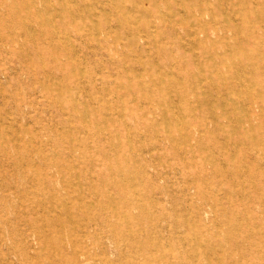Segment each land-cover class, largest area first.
<instances>
[{
	"label": "rangeland",
	"instance_id": "1",
	"mask_svg": "<svg viewBox=\"0 0 264 264\" xmlns=\"http://www.w3.org/2000/svg\"><path fill=\"white\" fill-rule=\"evenodd\" d=\"M189 1L3 0L0 5V200L6 208L0 203V217H12L7 209L14 207L32 230L20 222L18 232H12L9 222L0 218V250L5 254L0 255V262L6 257L12 264H21L17 252L25 248L26 242L35 240L42 251L36 263L30 264H55L52 261L84 264L88 255L95 258L88 264H139L147 258L149 264L264 263V152L253 151L254 141L247 144L236 135L230 136L228 128L245 131L247 121L238 123L236 116L228 119L214 116L227 106L232 108L228 104L231 98L217 99L220 93L211 83L217 84L218 80L210 79L212 71L217 69L213 63L210 66L211 60L202 50L204 46L212 51L220 47L193 43L191 26L183 16ZM219 1H204L201 5H189L188 9L200 12L214 34L228 36L239 29L238 38L264 59V0H223L221 5ZM31 2H36L39 9L27 12L24 5ZM213 10L216 23L211 17ZM226 39L234 42L230 36ZM217 63L220 69L227 70L226 63ZM244 72L249 84L252 75L264 77V67L259 73L248 69ZM106 76L110 79L113 76L112 84ZM203 91L212 99L203 100L200 105L205 97ZM255 92H264V81L254 89L250 84L238 91L245 101ZM261 96L257 101L252 100L251 107L245 104L246 110L237 109L242 114L246 111L259 114L252 121L255 127L259 125L257 122L264 124V95ZM159 100L175 104L177 114L190 117L195 124L184 126L171 118L176 129L171 128V133L177 135V141L168 137L170 126L161 125L165 110ZM198 121L202 122L199 125L202 131L197 130ZM151 122L158 126L153 128ZM258 128V133L260 130L264 133V127ZM189 132L201 139L202 146L196 144L195 138L187 141ZM54 192L62 197L50 198ZM107 196L124 202L117 204L118 213L99 204ZM90 220H95L90 233H84L82 227ZM45 239L52 241L50 247H46ZM219 243L225 245L218 246ZM109 246L116 252L108 253ZM66 252L70 257L67 254L62 258L61 254ZM104 254L109 255L110 262L101 259Z\"/></svg>",
	"mask_w": 264,
	"mask_h": 264
},
{
	"label": "bare ground",
	"instance_id": "2",
	"mask_svg": "<svg viewBox=\"0 0 264 264\" xmlns=\"http://www.w3.org/2000/svg\"><path fill=\"white\" fill-rule=\"evenodd\" d=\"M44 1V0H43ZM208 2L209 0H190L188 3H189V5L190 6H193V5H201L203 2ZM2 2H3V0H0V5L2 4ZM223 0H220L219 1V5H221V4H223ZM164 3V2H163ZM66 4V3H65ZM68 4V3H67ZM123 4V3H122ZM163 5V4H162ZM189 5L187 4H185V6H186V8H184V14H183V16H186L185 17V19L186 20H188V23L190 24V30H189V32H190V35L191 36H193V38H192V41H193V43L195 42V44H197V45H199L200 43H203V44H207V45H211V44H219V47H220V49H216L215 51L213 50H211V48H209V47H207V46H204L203 47V50H202V52L204 53V56L205 57H208L210 60H211V63H210V66H211V64L213 63L214 64V66H215V68L217 69V71H212V75H210V79H211V77H213V78H216L217 80H218V82H217V84H215V81L214 82H212L211 83V85L212 86H214V87H216L217 88V90H218V92L220 93V98H217V99H223V101H227L228 100V98H226L227 96H230V100L228 101V104L230 105V106H232V108H230V107H228L227 106V102H224V104L227 106L223 111H221V112H215L214 113V116H216V117H218L219 115H220V117H223L224 119H228V118H230V117H233V116H236V119H237V122L239 123V122H241V121H247V128L245 129V131L243 130L242 131V129L240 130V128H238V127H236L233 131L232 130H230V129H232V128H228V132L230 133V136H233V135H236L237 136V138L239 139V140H241V139H243V140H245L246 142H247V144L248 143H250V142H253L254 143V145H255V147H253V151H256L255 153H259V152H262V154H263V152H264V135H262V131L259 129V128H263L264 127V124L262 123V122H257V124H259L258 126H254L253 124V118L255 117V118H258L259 117V114H257V113H247V111L245 112V114H242L241 112H239L237 109L239 108V107H241V108H243V109H247V106L245 105V104H247L249 107H251V105H250V103H252L253 101L252 100H254V101H257L258 100V98H261L262 96L261 95H264V92H262V93H259V92H255V94H254V96H250L246 101L243 99V98H240L239 97V93H238V91L240 90V87H250V84H251V86H252V88L254 89V87L256 86V85H258L259 84V82H261V81H264V77L263 76H260V74H257V75H252V80H251V82H250V84L249 83H247V74L244 72V70H249V72H252V73H259V71H260V68L262 69L263 67H264V59L263 58H261L260 56H256L255 55V53L256 52H254L253 50H252V46H250V45H248V44H245V43H243L242 41H241V39H239L238 38V35H237V33H239L240 32V30L239 29H235L234 31H233V33L231 34V35H228V36H230V38H232L233 40H234V42H232V41H227V37L228 36H225V35H220V34H214V32H212L211 30H209V27L207 26V21L208 20H205V19H202V15L200 14V12H197V11H195V10H193V8H191V9H188V7H189ZM177 6H178V4H177ZM1 7V6H0ZM127 7V6H126ZM160 8V7H159ZM199 8V7H198ZM205 8H207V7H205ZM256 8V7H255ZM24 9H26V11L27 12H31V10H37V9H39L38 8V6L36 5V2L34 3V2H31V3H29L28 5H24ZM168 9V8H167ZM203 9H204V7H203ZM226 9V8H225ZM181 10H182V8H181ZM235 10V9H234ZM208 12V11H207ZM38 13V12H37ZM122 13V12H121ZM211 13V12H210ZM48 14V13H47ZM51 14V13H50ZM208 14V13H207ZM215 14V10H213V15ZM34 15H35V13H34ZM49 15V14H48ZM70 15H71V13H70ZM69 15V16H70ZM180 15V14H179ZM61 17H62V19L64 20V18H65V16L64 15H60ZM31 17H32V14H31ZM52 17V16H51ZM212 17V21L213 22H215L216 23V16L214 15V16H211ZM33 18V17H32ZM48 19V18H47ZM237 19H239V18H237ZM178 20H180V19H178ZM10 21V20H9ZM52 22H53V20H52ZM177 23V22H176ZM197 24V25H196ZM224 24V23H223ZM196 25V27L197 28H199V29H194L195 27H193V26H195ZM113 26V25H112ZM150 28L152 27V26H149ZM211 29V28H210ZM99 31L101 30V29H98ZM11 31H13V30H11ZM220 31V30H219ZM255 31V30H254ZM28 32V31H27ZM102 32V31H101ZM107 32V31H106ZM29 33V32H28ZM154 33V32H153ZM31 34V33H30ZM105 34H107V33H105ZM104 34V35H105ZM200 34H201V36H200ZM106 36V35H105ZM160 36H162V35H159V37ZM245 37V36H244ZM18 39H19V36L17 37ZM28 38V37H27ZM43 38V37H42ZM11 39V38H10ZM17 39V40H18ZM160 39V38H159ZM18 42V41H17ZM25 42V41H24ZM160 42V41H159ZM167 42V41H166ZM5 43V42H4ZM16 43V42H15ZM19 43V42H18ZM186 43V42H185ZM116 44V43H115ZM184 44V43H183ZM259 44V43H258ZM157 45H159V44H157ZM162 45V44H161ZM171 45V44H170ZM222 45V46H221ZM226 45V46H225ZM12 47H13V45H12ZM127 47V46H126ZM14 48H15V46H14ZM171 48H173V47H171ZM130 49V48H129ZM17 50V49H16ZM25 50V49H24ZM39 50H41V47L39 46ZM139 50H140V48H139ZM147 50V49H146ZM195 50V49H194ZM114 52H116V51H114ZM20 54H21V51L19 52ZM18 53V54H19ZM132 53V52H131ZM53 53H52V51H51V55H52ZM127 56H128V54H126ZM132 55V54H131ZM145 55H147V54H144V56ZM139 56V55H138ZM137 56V57H138ZM47 57V56H46ZM62 57H64V56H62ZM110 57V56H109ZM67 60V59H66ZM169 60V59H168ZM126 61V60H125ZM55 62V61H54ZM173 62V61H172ZM171 62V63H172ZM217 62H221V63H226V66H227V70L226 71H224L225 69H226V67H225V69L223 70V69H220V67L217 65L218 63ZM3 64V63H2ZM61 65V64H60ZM75 65V64H74ZM85 65V64H84ZM50 66V65H49ZM48 66V67H49ZM78 66V65H77ZM76 66V67H77ZM149 66H150V64H149ZM56 67H57V65H56ZM75 67V66H74ZM213 67V66H212ZM222 67V66H221ZM224 67V66H223ZM52 69H53V67H51ZM62 68V67H61ZM71 68V67H70ZM116 68V67H115ZM114 68V69H115ZM139 68V67H138ZM155 68V67H154ZM162 68H165V67H163V65H162ZM168 68V67H167ZM167 68H165V69H167ZM179 68V67H178ZM47 70H49L48 68H46ZM63 69V68H62ZM68 70H69V67L67 68ZM132 69V68H131ZM146 69H148V68H146ZM195 69V68H194ZM196 69H197V67H196ZM55 70V69H54ZM213 70V69H212ZM143 71H145V70H143ZM147 71V70H146ZM145 71V72H146ZM162 71V70H161ZM191 71V70H190ZM210 71H211V69H210ZM79 72V71H78ZM144 72V73H145ZM163 72H164V69H163ZM188 72V71H187ZM7 73V72H6ZM143 73V72H142ZM70 74V73H69ZM78 74V73H77ZM115 74H116V72H115ZM151 74V73H150ZM156 74V73H155ZM66 75V74H65ZM188 75V74H187ZM111 75L109 74V77H110ZM114 76V75H113ZM113 76H112V78H113ZM129 76H131V75H129ZM258 76H259V78L260 79H258ZM94 77V76H93ZM107 77V76H106ZM109 77H107V79H110ZM122 77V76H121ZM133 77V76H132ZM145 77V76H144ZM153 77V76H152ZM68 78H69V76H68ZM111 78V79H112ZM154 78V77H153ZM158 78V77H157ZM206 80H208V77H204ZM74 79H75V77H74ZM85 79V78H84ZM110 79V80H111ZM115 79V78H114ZM127 79V78H126ZM145 79V81H146V78H144ZM39 80V79H38ZM135 80V79H134ZM138 80V79H137ZM167 80V79H166ZM67 81V80H66ZM68 81H69V79H68ZM70 81H72V80H70ZM108 81V80H107ZM165 81V80H164ZM75 83H76V81H74ZM108 82H110V81H108ZM112 80H111V84H112ZM120 82V81H119ZM166 82V81H165ZM79 83V82H78ZM92 83V82H91ZM100 83V82H99ZM107 83V82H106ZM117 83V82H116ZM168 83V82H167ZM110 84V85H111ZM120 84V83H119ZM149 84V82H147V85ZM78 85V84H77ZM150 85H152V81H151V84ZM47 86V85H46ZM46 86H44L43 85V87L44 88H46ZM40 87V86H39ZM58 87V86H57ZM78 87H79V85L77 86V87H75V88H77L78 89ZM106 87H107V85H106ZM134 87V86H133ZM173 87V86H172ZM62 88V87H61ZM60 88V89H61ZM135 88H136V86H135ZM149 88V87H148ZM155 88V87H154ZM186 88V87H185ZM72 89V88H71ZM187 89V88H186ZM220 89H223V91H226V95L224 96L223 95V91L222 92H220ZM48 90V87H47V89H46V91ZM54 90V89H53ZM155 90L156 89H154V94H155ZM185 90V89H184ZM40 91V90H39ZM73 91V90H72ZM182 91V90H181ZM187 91V90H186ZM45 92V91H44ZM49 92H50V90H49ZM57 92V91H56ZM61 92H62V90H61ZM68 92V91H67ZM135 92V91H134ZM54 93V92H53ZM64 93V92H63ZM51 94V93H50ZM67 95H70V94H68V93H66ZM71 94H72V92H71ZM74 94V93H73ZM72 94V95H73ZM139 94V93H138ZM185 94V93H184ZM189 94H190V91H189ZM189 94H188V97H189ZM203 94H204V98L200 101V105H201V103H202V101L203 100H205V101H209V100H211L212 98L210 97V96H207V95H209V93H207V92H205V91H203ZM225 94V93H224ZM56 95H58L57 93H56ZM64 95V94H63ZM67 95H66V97H67ZM74 95H76V94H74ZM73 95V96H74ZM173 95V94H172ZM45 96V95H44ZM59 96V95H58ZM71 96V95H70ZM69 96V97H70ZM121 96V95H120ZM150 96V95H149ZM175 96V95H174ZM183 96V95H182ZM187 96V95H186ZM49 97V95L47 96V98ZM55 97V96H54ZM60 97V96H59ZM77 97V95L75 96V98ZM82 97H84V96H82ZM142 97V96H141ZM141 97H140V99H141ZM248 97V96H247ZM61 98V97H60ZM79 98V97H78ZM103 98V97H102ZM112 98H113V96H112ZM149 98V97H148ZM148 98H147V100H148ZM168 98V97H167ZM185 98V97H184ZM190 98V97H189ZM188 98V99H189ZM53 98H51V100H52ZM69 99V98H68ZM72 99V98H71ZM70 99V100H71ZM98 99H99V96H98ZM97 99V100H98ZM108 99V98H107ZM163 99V98H162ZM161 99V100H162ZM187 99V98H186ZM63 100V99H62ZM81 100H83V98L81 99ZM80 100V101H81ZM106 100V99H105ZM114 100H115V98H114ZM129 100V99H128ZM146 100V101H147ZM153 100V99H152ZM161 100H159L158 102L160 103V107H162V109H164L165 111L162 113L163 115L161 116V118H162V122H161V125L162 126H164L165 124L167 125V126H170V129L168 130V137L170 138V140H174V141H177L178 139H177V135L175 136V135H172V133H171V130L173 129H175V127H173L174 126V124L177 122H179V123H183L184 124V126L187 124L188 126H191V125H193L194 123H193V121L192 120H189V118L190 117H186V115L185 116H183V114H177V110L175 111V107H174V105L173 104H169L168 103V101H161ZM192 100V99H191ZM60 101V100H59ZM77 101H79V100H77ZM99 101V100H98ZM103 101V100H102ZM149 101V100H148ZM147 101V102H148ZM72 102V101H71ZM105 102V101H104ZM138 102H139V100H138ZM47 103V102H46ZM68 103V102H67ZM81 103V102H80ZM79 103V104H80ZM106 103V102H105ZM183 103V102H182ZM188 103H189V101H188ZM188 103H187V105H188ZM58 104V103H57ZM61 104V103H60ZM102 104V103H101ZM113 104V103H112ZM140 104V103H139ZM146 104V103H145ZM195 104V103H194ZM48 105H49V103H48ZM52 105V104H51ZM63 105H64V102H63ZM70 104H68V106H69ZM72 105V104H71ZM107 105V104H106ZM105 105V106H106ZM130 106H131V104H129ZM154 105V104H153ZM186 105V106H187ZM59 106V105H58ZM88 106H89V104H88ZM262 106V105H261ZM79 107H81V106H79ZM97 107L99 108V106H98V104H97ZM96 107V108H97ZM183 107V106H182ZM194 107H195V105H194ZM66 108V107H65ZM72 108V107H71ZM73 108H74V105H73ZM82 108V107H81ZM95 108V110L96 111H98L97 109ZM101 108H103V105H101ZM133 108V107H132ZM187 108V107H186ZM186 108H185V111H186ZM35 109H36V107H35ZM76 109V108H75ZM82 109H84V107L82 108ZM90 109V108H89ZM100 109V108H99ZM105 110H106V107L104 108ZM103 109V110H104ZM135 109H136V107H135ZM138 109V108H137ZM181 109H183V108H181ZM70 110H72V109H70ZM74 110V109H73ZM73 110H72V112H73ZM111 110V109H110ZM61 111V110H60ZM114 111V110H113ZM65 112V111H64ZM69 112V111H68ZM75 112V111H74ZM94 112V111H93ZM99 113L101 112V111H98ZM116 112H117V110H116ZM120 112V111H119ZM132 112H134V111H132ZM136 112H138V111H136ZM142 112V111H141ZM63 113V112H62ZM76 113V112H75ZM99 113H98V115H99ZM103 113H104V111H103ZM106 113V112H105ZM107 113H109L108 112V110H107ZM143 113H145V112H143ZM187 113V115H188V113H190V111H188V112H186ZM185 113V114H186ZM192 113V112H191ZM79 113H77V116H79L78 115ZM100 114H102V113H100ZM112 114V113H111ZM134 114V113H133ZM142 114V113H141ZM206 114V113H205ZM53 115V114H52ZM75 115V114H74ZM73 115V116H74ZM143 115V114H142ZM198 115V114H197ZM70 116V118L72 117L71 115H69ZM76 116V115H75ZM75 116H74V118H75ZM103 116V115H102ZM101 116V117H102ZM113 116V115H112ZM122 116V115H121ZM87 117V116H86ZM124 117V116H123ZM127 117V116H126ZM11 118V117H10ZM73 118V117H72ZM71 118V119H72ZM104 118V117H103ZM114 118H115V116H114ZM117 118V117H116ZM131 118V117H130ZM133 118V117H132ZM135 118H138V117H135ZM152 118V117H151ZM171 118L172 119H175V123L173 124L172 123V121H171ZM205 118H206V116H205ZM67 119H68V117H67ZM191 119V118H190ZM11 120H12V118H11ZM55 120V119H54ZM74 120V119H73ZM75 120L77 121V119L75 118ZM81 120V119H80ZM88 120V119H87ZM157 121H158V116H157V119H156ZM200 120V119H199ZM39 121H40V119H39ZM79 121V120H78ZM102 121V120H101ZM115 121V120H114ZM124 121H126V120H124ZM131 121H132V119H131ZM21 122V121H20ZM82 122V121H81ZM91 122V121H90ZM109 122V121H108ZM138 122V121H137ZM22 123V122H21ZM39 123V122H38ZM73 123H74V121H73ZM76 123H79V122H76ZM114 123H116V121L114 122ZM132 123V122H131ZM134 123V122H133ZM152 123V122H151ZM196 123V122H195ZM18 124V123H17ZM45 124V123H44ZM68 124L70 125V123L68 122ZM67 124V125H68ZM80 124V123H79ZM82 124V123H81ZM197 124H198V129L197 130H200V131H202L203 129H202V127H199V125H201L202 124V122H201V124H199V121L197 122ZM33 125V124H32ZM43 125V124H42ZM78 125V124H77ZM91 125H93V124H91ZM124 125V124H123ZM141 125V124H140ZM195 125V124H194ZM256 125V124H255ZM39 126V125H38ZM55 126V125H54ZM56 126H58L57 124H56ZM61 126V125H60ZM64 126H65V123H64ZM63 126V127H64ZM73 127L75 126V124L74 125H72ZM82 126H83V124H82ZM108 126H109V123H108ZM152 126H153V128H155L156 126H158L157 125V123L155 122V123H152ZM213 126V125H212ZM34 127V126H33ZM42 127V126H41ZM62 127V126H61ZM69 127H71V126H69ZM72 127V128H73ZM116 127H118V126H116ZM259 127V128H258ZM20 128V127H19ZM18 128V129H19ZM51 128V127H50ZM79 128V127H78ZM84 128V127H83ZM110 128H112V127H110ZM123 128H124V126H123ZM140 128V127H139ZM172 128V129H171ZM259 129L260 130V133H258V131H256V129ZM49 129V128H48ZM65 129V128H64ZM119 129H120V132L122 131V129L119 127ZM55 130V129H54ZM57 130V129H56ZM66 130V129H65ZM64 130V131H65ZM80 130H82V129H80ZM84 130V129H83ZM90 130V129H89ZM126 130V129H125ZM176 130V129H175ZM174 130V131H175ZM192 130V129H191ZM220 130H223V127H220ZM34 131V130H33ZM59 131V130H58ZM62 131V130H61ZM227 131V130H226ZM38 131L36 130V133H37ZM43 132V131H42ZM45 132V131H44ZM60 132V131H59ZM125 132V134H126V131H124ZM262 132V133H261ZM73 134L75 133V132H72ZM85 133V132H84ZM91 133V132H90ZM43 134H45V133H43ZM59 134V133H58ZM57 134V135H58ZM67 134V133H66ZM94 134V133H93ZM193 133H191V132H189V134H188V136H189V138H188V140H187V138H186V140L187 141H192V139L193 138H195V141H196V144H199V146H202V142H201V139L200 138H197L196 139V137H197V135H192ZM264 134V133H263ZM3 135V134H2ZM10 135V134H9ZM63 135V134H62ZM70 135V134H69ZM79 135H80V132H79ZM91 135V134H90ZM38 136H40V135H38ZM52 136V135H51ZM56 136V135H55ZM59 136V135H58ZM68 136V135H67ZM95 136V135H94ZM99 136H101V135H99ZM122 136V135H121ZM126 136V135H125ZM20 137H22L21 135H20ZM57 137V136H56ZM79 137L80 136H78V139H79ZM31 138V137H30ZM83 138V137H82ZM94 138V137H93ZM112 138V137H111ZM17 139V138H16ZM66 139V138H65ZM87 139H89V138H87ZM109 139V138H108ZM180 139V138H179ZM10 140V139H9ZM19 140V139H18ZM53 140V139H52ZM64 140V139H63ZM62 140V141H63ZM97 140V139H96ZM36 141V140H35ZM65 141H68V139L67 140H65ZM75 141V140H74ZM95 141V140H94ZM122 141V140H121ZM126 141V140H125ZM19 142V141H18ZM21 142H23V141H21ZM50 142V141H49ZM68 142H70V141H68ZM179 142V141H178ZM243 142V141H242ZM10 143H11V141H10ZM74 143V142H73ZM116 143V142H115ZM12 144V143H11ZM22 144V143H21ZM45 144V143H44ZM63 144V143H62ZM75 144V143H74ZM193 144V143H192ZM38 145V144H37ZM65 145V144H64ZM58 146V145H57ZM80 146V145H79ZM252 146V145H251ZM20 147V146H19ZM43 147V146H42ZM66 147H68L67 146V144H66ZM168 147V146H167ZM33 148V147H32ZM63 148H64V146H63ZM71 148V147H70ZM93 148V147H92ZM190 148V147H189ZM202 148V147H201ZM7 150V149H6ZM16 150V149H15ZM71 150H73V149H71ZM92 150V149H91ZM235 150H237V149H235ZM46 151V150H45ZM172 151V150H171ZM69 152V151H68ZM92 152V151H91ZM10 153V152H9ZM37 152H35V154H36ZM70 153V152H69ZM72 153H73V151H72ZM105 153V152H104ZM94 154V153H93ZM18 155V154H17ZM58 155V154H57ZM166 155H167V153H166ZM261 155V154H260ZM44 156H46L45 154H44ZM48 156V155H47ZM53 156V155H52ZM51 156V157H52ZM73 156V155H72ZM71 156V157H72ZM93 156V155H92ZM114 156V155H113ZM119 156H120V154H119ZM259 156V155H258ZM50 157V158H51ZM59 157V156H58ZM57 157V159H59ZM66 157V156H65ZM75 157V156H74ZM83 157V156H82ZM94 158H96L95 156H93ZM109 157V156H108ZM121 157H123V156H121ZM133 157V156H132ZM178 157V156H177ZM33 158V157H32ZM80 158V157H79ZM84 158V157H83ZM261 159H262V157H260ZM259 158V159H260ZM8 159V158H7ZM63 159V158H62ZM93 159V158H92ZM104 160H105V157L103 158ZM192 159V158H191ZM46 160H48V158L46 159ZM67 160V159H66ZM66 160H62L63 161V163H64V161H66ZM71 160V159H70ZM69 160V161H70ZM80 160V159H79ZM84 160V159H83ZM115 160V159H114ZM21 161V160H20ZM20 161L18 162V163H20ZM33 161V160H32ZM59 161H60V159H59ZM261 161V160H260ZM3 162V161H2ZM6 162V161H5ZM34 162V161H33ZM58 162V161H57ZM71 163V162H70ZM69 162H68V164H70ZM78 163V162H77ZM124 163V162H123ZM122 163V164H123ZM261 163V162H260ZM16 164V163H15ZM22 164V163H21ZM43 164V163H42ZM45 164H47V163H45ZM71 164H73V161H72V163ZM121 164V165H122ZM130 164V163H129ZM248 164H250V163H248ZM253 164H255V163H253ZM33 165V164H32ZM55 165V164H54ZM96 165V164H95ZM131 165V164H130ZM177 165H178V163H177ZM9 166V165H8ZM42 166V165H41ZM47 166V165H46ZM49 166V165H48ZM65 166H67V165H65ZM127 166V165H126ZM256 166V165H255ZM69 167H71L72 168V166L70 165ZM80 167H82V165L80 164ZM108 167V166H107ZM149 167V166H148ZM215 167V166H214ZM18 168V167H17ZM43 168V167H42ZM45 169H46V167H44ZM49 168V167H48ZM53 168V167H52ZM79 168V167H78ZM115 168V167H114ZM132 168V167H131ZM146 168V167H145ZM254 168V167H253ZM23 169V168H22ZM63 169H64V166H63ZM70 169V168H69ZM73 169V168H72ZM105 169V168H104ZM126 169V168H125ZM34 170V169H33ZM79 170V169H78ZM254 171H255V169H253ZM44 171V170H43ZM47 171V170H46ZM54 171V170H53ZM72 171V170H71ZM161 171V170H160ZM239 171V170H238ZM0 172H1V170H0ZM25 172H27L26 170H25ZM35 172H36V170H35ZM68 171H66V173H67ZM75 172V171H74ZM87 172V171H86ZM128 172V171H127ZM11 173V172H10ZM65 173V174H66ZM89 173V172H88ZM141 173V172H140ZM211 173H213V172H211ZM46 174V173H45ZM47 174H50V173H48L47 172ZM47 174H46V177H47ZM71 174V173H70ZM76 174V173H75ZM134 174H135V171H134ZM138 174V173H137ZM36 175V174H35ZM34 175V176H35ZM39 175V174H38ZM68 175V174H67ZM86 175V174H85ZM201 175H204V174H201ZM225 175H226V173H225ZM23 176V175H22ZM33 176V177H34ZM51 176H53V175H51ZM62 176V175H61ZM60 176V177H61ZM214 176V175H213ZM223 176V175H222ZM37 177H39V176H37ZM36 177V178H37ZM68 177H69V175H68ZM94 177H95V175H94ZM212 177V176H211ZM226 177V176H225ZM229 177H230V175H229ZM63 178V177H62ZM61 178V179H62ZM83 178V177H82ZM189 178V177H188ZM228 178V177H227ZM60 179V180H61ZM87 179V178H86ZM85 179V180H86ZM225 179V178H224ZM232 179V178H231ZM40 180V179H39ZM67 180V179H66ZM121 180V179H120ZM234 180V179H233ZM91 181V180H90ZM203 181V180H202ZM220 182H222L221 181V179L219 180ZM228 182H229V180H227ZM87 182V181H86ZM130 182V181H129ZM157 182V181H156ZM227 182V183H228ZM235 182H236V180H235ZM64 183V182H63ZM82 183H83V181H82ZM88 183V182H87ZM231 183V182H230ZM229 183V184H230ZM58 184V183H57ZM56 184V185H57ZM152 185V184H151ZM167 185V184H166ZM230 185H232V183L230 184ZM68 186H69V184H68ZM92 186V185H91ZM124 186V185H123ZM225 186H227L226 184H225ZM56 187V186H55ZM79 187V186H78ZM229 187V186H228ZM45 188V187H44ZM65 188V187H64ZM131 188V187H130ZM129 188V189H130ZM227 188V187H226ZM230 188V187H229ZM52 189V188H51ZM56 189V188H55ZM133 189V188H132ZM68 190H70V189H68ZM104 190V189H103ZM208 190V189H207ZM138 191V190H137ZM203 191V190H202ZM213 191V190H212ZM211 191V192H212ZM224 191V190H223ZM238 191V190H237ZM103 192V191H102ZM105 192V191H104ZM110 192V191H109ZM214 192V191H213ZM61 193L62 192H60V195H61ZM74 193V192H73ZM137 193V192H136ZM217 193V192H216ZM244 193H246V192H244ZM144 194V193H143ZM212 194V193H211ZM24 195V194H23ZM69 195H70V193H69ZM106 195H107V193H106ZM129 195V194H128ZM131 195V194H130ZM213 195H214V193H213ZM213 195H211V197H214ZM27 196V195H26ZM83 196V195H82ZM85 196V195H84ZM105 196V195H104ZM151 196V195H150ZM219 196H220V194H219ZM218 196V197H219ZM35 197V196H34ZM43 197V196H42ZM60 197H62V195L61 196H59L56 192H54V194H53V196H51L50 198H53V199H60ZM73 197V196H72ZM85 197H87V196H85ZM200 197V196H199ZM26 198V197H25ZM44 198V197H43ZM67 198H70L69 196L67 197ZM96 198V197H95ZM130 198V197H129ZM128 198V199H129ZM209 198V197H208ZM13 199V198H12ZM63 199H64V197H63ZM79 199V198H78ZM82 199V198H81ZM219 199V198H218ZM217 199V200H218ZM25 200V199H24ZM44 200V199H43ZM76 200V199H75ZM103 199L101 198V201H102ZM125 200V199H124ZM220 200V199H219ZM1 201V200H0ZM30 201H32V200H30ZM55 201V200H54ZM65 201V200H64ZM77 201V200H76ZM85 201V200H84ZM127 201V200H126ZM36 202H38L37 200H36ZM59 202V201H58ZM69 202V201H68ZM80 202V201H79ZM82 202V201H81ZM100 202V201H99ZM208 202V201H207ZM0 203H2V205L5 207V204L1 201ZM31 203H33V202H31ZM30 203V204H31ZM54 203V202H53ZM69 203H71V202H69ZM118 203H124L121 199H117V198H114V197H112V196H107L106 198H105V201H103V202H100L99 204L103 207V208H105V209H110V210H112V212L113 213H118L119 212V210L117 209V204ZM148 203V202H147ZM146 203V204H147ZM213 203V202H212ZM60 204V203H59ZM149 204V203H148ZM225 204V203H224ZM38 205V204H37ZM57 205H58V203H57ZM56 205V206H57ZM78 206H79V204H78ZM3 207V208H4ZM59 207V206H58ZM226 207V206H225ZM6 208V207H5ZM38 208V207H37ZM216 208H217V206H216ZM220 208V207H219ZM227 208V207H226ZM262 209H264V208H262ZM261 209V210H262ZM8 211H10V213H12V217H10V216H7V217H5V216H3V215H1V219L3 220V221H5V222H9V224H10V226H11V230H12V232H18V225L20 224V222L21 223H24L25 225H27V227H29V229H31L32 230V227H31V225H30V223H28L25 219H21L19 216H18V214H17V212H16V210L14 209V207L13 208H8L7 209ZM57 210V209H56ZM216 210V209H215ZM260 211V210H259ZM42 212V211H41ZM225 212V211H224ZM82 213V212H81ZM134 213V212H133ZM73 214V213H72ZM147 214H149V213H147ZM5 215H9V214H5ZM34 215V214H33ZM49 216V215H48ZM47 216V217H48ZM231 217H232V215H230ZM239 216V215H238ZM53 217V216H52ZM78 217V216H77ZM140 217V216H139ZM217 217H218V215H217ZM252 217V216H251ZM191 218V217H190ZM255 218V217H254ZM257 218V217H256ZM41 219V218H40ZM39 219V221H41ZM73 219V218H72ZM214 219V218H213ZM221 219V218H220ZM234 219V218H233ZM52 220H53V218H52ZM63 220H64V218H63ZM218 220V219H217ZM39 221H38V223H39ZM56 221H57V219H56ZM76 221V220H75ZM91 222L90 223H88L87 222V226H86V224L82 227L83 229V232L84 233H90V228H91V226L94 224L93 222H95V220H90ZM220 221V220H219ZM231 221V220H230ZM65 222V221H64ZM223 222V221H222ZM263 224H264V218H263ZM41 223V222H40ZM54 223V222H53ZM56 223V222H55ZM61 223V222H60ZM109 223V222H108ZM209 223V222H208ZM226 223H228V222H226ZM59 224V223H58ZM136 224V223H135ZM230 224V223H229ZM233 224V223H232ZM232 224H231V226H232ZM33 225V224H32ZM43 225H44V223H43ZM47 225V224H46ZM61 225V224H60ZM112 225V224H111ZM53 226V225H52ZM55 226H56V224H55ZM173 226H174V224H173ZM230 226V227H231ZM44 227V226H43ZM136 227H139V226H136ZM208 227V226H207ZM233 227V226H232ZM232 227L230 228V230H232ZM255 227V226H254ZM35 228V227H34ZM60 229H62L61 227H59ZM112 228H114L115 229V226H113L112 225ZM177 228V227H176ZM184 228V231H185V227H183ZM194 228V227H193ZM226 228V227H225ZM38 229V228H37ZM209 229V228H208ZM243 229V228H242ZM59 230V229H58ZM69 230V229H68ZM113 230V229H112ZM116 231H117V228L115 229ZM200 230H201V228H200ZM222 230V229H221ZM224 230V229H223ZM34 231H35V229H34ZM49 231H51V230H49ZM137 231V230H136ZM178 231V230H177ZM183 231V230H182ZM216 231V230H215ZM256 231V230H255ZM61 232V231H60ZM59 232V233H60ZM64 229H63V234H64ZM114 232V231H113ZM153 232V231H152ZM220 232V231H219ZM226 232H227V230H226ZM72 233V232H71ZM71 233H70V236H71ZM179 233V232H178ZM200 233V232H199ZM228 233V232H227ZM227 233H226V235H227ZM247 233V232H246ZM35 234H37V232L35 231ZM39 234V233H38ZM49 234H50V232H49ZM60 234H62V232L60 233ZM87 234V235H88ZM153 234V233H152ZM207 234H209V233H207ZM218 234V233H217ZM224 234V233H223ZM222 234V235H223ZM4 235V234H3ZM96 235V234H95ZM235 235V234H234ZM44 236H45V233H44ZM43 236V237H44ZM64 236V235H63ZM62 236V237H63ZM189 236V235H188ZM193 236V235H192ZM198 236H200V235H198ZM205 236V235H204ZM35 237H36V235H35ZM145 237V236H144ZM228 237V236H227ZM227 237L225 238V239H227ZM230 237V236H229ZM153 238V237H152ZM51 239V238H50ZM148 239H149V237H148ZM157 239H158V237H157ZM175 239V238H174ZM190 239V238H189ZM236 239V238H235ZM263 239V238H262ZM94 240V239H93ZM230 240H231V238H230ZM43 241H45V244H46V247L48 246V247H50L51 246V244H52V241L51 240H49V239H45V240H43ZM254 241V240H253ZM39 241H37V243H38ZM99 242H100V240H99ZM151 242V241H150ZM66 243V242H65ZM124 243V242H123ZM228 243V242H227ZM237 243V242H236ZM61 244V243H60ZM100 243H98V245H99ZM90 245V244H89ZM210 245V244H209ZM225 244L224 243H219L218 244V246H224ZM262 245H263V243H262ZM59 246V245H58ZM57 246V248H61L60 246L58 247ZM74 246H76V245H74ZM87 246V245H86ZM100 246V245H99ZM46 247L44 248V250L46 249ZM64 247V246H63ZM207 247V246H206ZM213 248V246H210L209 248ZM257 247H261V246H257ZM256 247V248H257ZM216 248V247H215ZM231 248H232V246H231ZM235 248V247H234ZM30 249H33V252H31L30 251ZM50 249V248H49ZM81 249L82 250H84L82 247H81ZM141 249V248H140ZM251 249H253V248H251ZM43 250V251H44ZM51 251L50 252H53V250L52 249H50ZM238 250V249H237ZM42 251V247L40 246V245H36L35 244V240L33 241V242H31V241H29V242H26L25 243V248H23V249H21V250H19L18 252H17V254L18 255H20V258L22 259V262H21V264H30V263H36V258H38L39 259V254H41L40 252ZM47 251V250H46ZM62 251V250H61ZM107 251H108V253H113V252H116V250H115V248H113V247H111V246H109L108 247V249H107ZM135 251V250H134ZM205 251V250H204ZM210 251V250H209ZM211 251H212V249H211ZM247 251V250H246ZM248 251H249V248H248ZM247 251V252H248ZM49 252V251H48ZM49 252V253H50ZM64 252V251H63ZM77 252V251H76ZM79 252V251H78ZM77 252V254H79ZM81 252V251H80ZM84 253H85V251H83ZM203 252V251H202ZM234 252H236V251H234ZM31 253H33V254H31ZM231 253V252H230ZM242 253H244V252H242ZM241 253V254H242ZM68 254V252H66V254H61V257L63 258L64 257V255H67ZM72 254V253H71ZM92 254V253H91ZM0 255L1 256H5V254H2V252H1V250H0ZM50 255H51V253H50ZM58 255V254H57ZM196 255V254H195ZM195 255H194V257H195ZM199 255V254H198ZM59 256V255H58ZM109 255H107V254H104L103 256H101V259L103 260V261H105V262H110V258L108 257ZM50 257V256H49ZM67 257H70V255L68 254V256ZM261 257V256H260ZM61 258V259H62ZM83 258V257H82ZM91 258H93V259H95L94 258V255L93 256H91V255H88L86 258H85V262H83L84 264H86L87 262H89L90 263V261L89 260H91ZM257 258H259L258 256H257ZM59 260V259H58ZM57 260V261H58ZM236 260V259H235ZM238 260V259H237ZM261 260V259H260ZM259 260V261H260ZM39 261V260H38ZM74 261V260H73ZM124 261V260H123ZM144 261V263H139V264H149L147 261H148V258L147 259H144L143 260ZM262 261V260H261ZM52 262H55V264H57V262L56 261H52ZM59 262V261H58ZM227 262V261H226ZM237 262V261H236ZM75 263H77L78 264V262H76L75 261ZM252 263V262H251ZM0 264H12V261L9 259V258H6L5 257V261H3V262H0ZM38 264H39V262H38ZM41 264H44V263H41ZM51 264H53V263H51ZM64 264V263H63ZM88 264V263H87ZM127 264V263H126ZM228 264V263H227ZM234 264H236V263H234ZM243 264V263H242ZM246 264V263H245ZM264 264V263H263Z\"/></svg>",
	"mask_w": 264,
	"mask_h": 264
}]
</instances>
